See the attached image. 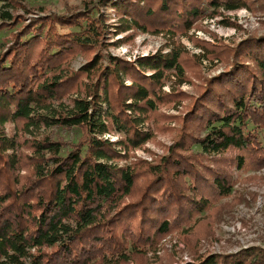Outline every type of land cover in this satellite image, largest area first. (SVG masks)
Instances as JSON below:
<instances>
[{"label": "trees", "instance_id": "1", "mask_svg": "<svg viewBox=\"0 0 264 264\" xmlns=\"http://www.w3.org/2000/svg\"><path fill=\"white\" fill-rule=\"evenodd\" d=\"M8 2L0 30L21 25L0 39V264H264L260 245L197 247L214 234L217 203L234 188L232 166L264 167V31L228 42L204 20L240 7L264 11V0H84L62 12L24 5L30 16L19 0ZM194 27L214 36L191 35L199 52L176 39ZM131 29L167 35L168 50L134 59L108 50L113 32ZM78 54L85 59L75 68ZM204 59L228 65L204 77ZM191 82L193 94L181 88ZM187 98L182 113L160 109ZM173 120L166 153L120 162ZM46 125L82 135L21 138ZM112 131L117 139L104 136ZM175 231L195 259L161 263L162 239Z\"/></svg>", "mask_w": 264, "mask_h": 264}, {"label": "rangeland", "instance_id": "2", "mask_svg": "<svg viewBox=\"0 0 264 264\" xmlns=\"http://www.w3.org/2000/svg\"><path fill=\"white\" fill-rule=\"evenodd\" d=\"M18 4L20 11L26 13L27 16L33 15L35 12H26L25 6L28 8L38 9L44 11H57L62 12L67 10L70 6L66 3L75 5L76 7H84V0H19ZM7 3L8 5H6ZM5 5V6H4ZM12 9V6L8 0H0V15L2 9ZM40 8V9H39ZM43 8V9H41ZM70 9V8H69ZM110 16V22L117 19V15L114 9L109 6L106 9ZM230 18L232 23L222 22L225 17ZM226 19V18H225ZM1 21V17H0ZM9 21V20H8ZM11 22V21H9ZM211 31H214L218 37H222L228 42H233L244 37L248 31L263 32L264 31V11H252L247 7H240L233 10H225L223 15L220 14L214 17H208L204 20ZM21 25H14L13 22L8 27H4L0 30V39L7 38L10 32L17 29ZM133 32L132 29L120 32H113L111 34L112 44L109 46V51L113 54L119 55L126 59H134L139 54H152L159 50L162 46L165 47V51L168 50L165 44L167 43V35L165 34H153L149 32L137 31L133 32L134 36L128 40H122L115 44L118 39H124L127 34ZM193 33V34H192ZM190 35L177 34L176 39L184 43L190 52H199L200 48L195 44L194 38H205L208 40H214V36L208 30L198 29L196 27L190 30ZM114 43V44H113ZM85 56L78 54L72 60V66L78 68L84 61ZM228 65V61L216 59V61H210L208 59L203 60L202 64V76H213ZM127 81H130L128 79ZM197 81H201L198 78ZM163 88L167 91L170 90L169 81ZM181 88L193 94L196 91L197 84L184 83ZM66 101H69L68 97H65ZM189 102V98L183 100L181 108L170 107L168 105L162 106L160 109L168 113H182L183 109H186V105ZM151 126H154V121H148ZM171 129L158 132L155 138H152L142 145L134 147L130 150V157L128 159H121L120 162H131L133 159L145 158L153 159L157 154H164L167 152L169 145L172 144L176 137L178 123L173 120L170 123ZM34 132H25L22 135V139L28 137L32 138L35 135L41 137L44 134L50 133L55 138H62L63 140L77 142L81 135L82 130L78 127L66 128L57 125L41 126ZM9 132L12 131V125L7 124ZM120 132L112 131L111 133L104 134L105 137L111 139H117ZM195 149H202L201 145L195 144ZM27 150V149H26ZM29 150V149H28ZM233 177L235 179L234 188L228 196L223 197L218 203L220 213L219 219L214 222V234L201 237L197 242V247L200 254H207L213 251H236L241 247L248 245H260L264 248V167L256 170L238 168L235 165L232 166ZM250 174L256 175L253 179H246L245 177ZM131 196H127L126 199H130ZM176 252V253H175ZM160 254L161 263L170 259L175 255L178 261L193 260L195 256L186 240L179 237L177 231L170 233L163 237L161 246L157 251ZM150 254H153L150 252ZM154 260V259H153ZM159 261V262H160ZM156 261L155 263H159ZM177 263V262H176Z\"/></svg>", "mask_w": 264, "mask_h": 264}]
</instances>
